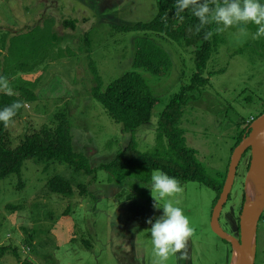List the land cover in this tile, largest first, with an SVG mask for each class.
<instances>
[{"label": "rangeland", "instance_id": "rangeland-1", "mask_svg": "<svg viewBox=\"0 0 264 264\" xmlns=\"http://www.w3.org/2000/svg\"><path fill=\"white\" fill-rule=\"evenodd\" d=\"M155 13L154 0H0V36L25 32L52 17L55 30L65 36L60 47L73 51L72 56L50 61L43 73L38 68L19 74L23 80L42 75L37 88L60 80L64 98L26 102L21 116L8 127L12 145L26 133L52 122L56 112L66 109L74 149L89 158L91 167L112 160L130 135L89 93L96 83L94 65L105 84L129 70L145 77L159 102L151 120L137 129L135 138L141 151L151 150L166 102L195 70L193 55L172 40L160 39L158 43L172 58L169 75L157 76L143 68L135 69L133 41L143 33H113L111 28L112 24L149 20ZM70 17L79 20L74 30L63 25V20ZM247 29L249 36L243 43L234 38L236 28L221 33L218 50L205 70L213 71L211 83L201 96L188 101L180 124L186 142L215 178L228 167L240 115L253 118L264 107V40L253 39L256 30ZM86 32L92 43L89 53L80 47ZM54 51L50 56L59 53L58 48ZM32 160H26L22 167L24 187L17 188L15 174L0 179V264H18L26 256L35 264H152L151 225L147 221L151 218L154 223L163 214V208H154V201L140 196L128 197L129 192H138L129 184H118L104 169L88 174L75 171L66 163L47 165ZM246 162L248 155L242 156L237 170H242ZM54 174L71 180L72 195L65 197L48 188L47 180ZM247 175L248 171L241 178L235 177L219 217L222 228L234 235L238 232H234L229 218L234 225L244 222L240 207ZM80 183L87 184V191H80ZM182 187V193L171 199L180 201L195 234L189 240L190 258L180 260L178 254L166 264H230L234 258L231 244L211 227L216 192L197 182H187ZM14 247L18 255L13 253ZM256 264H264V218L258 223Z\"/></svg>", "mask_w": 264, "mask_h": 264}, {"label": "trees", "instance_id": "trees-1", "mask_svg": "<svg viewBox=\"0 0 264 264\" xmlns=\"http://www.w3.org/2000/svg\"><path fill=\"white\" fill-rule=\"evenodd\" d=\"M154 1L156 13L151 19L131 24H112L111 28L113 33L131 31L143 33L133 41L132 64L135 69L143 68L157 76L169 75L172 58L168 51L158 43L160 39L172 40L187 51L189 50V53L193 55L195 70L189 77V81L183 83L166 102L157 122L152 149L141 151L135 138V132L142 124L151 120L154 106L159 102V98L154 94L145 77L136 70H129L105 84L97 67L92 65L96 83L91 87L89 93L102 104L111 118L122 125V131L130 135L126 145L109 162L98 163L97 166L91 167L89 158L78 149H74L71 121L66 109L56 112L53 115L54 120L43 124L39 130L26 133L16 145H12L8 127L5 128L4 124L0 122V179L15 174L19 181L17 188L24 187L22 167L28 159H33L34 163L47 165L50 162L66 163L75 171H84L88 174L101 168L109 172L118 184H129L138 192V194L129 192L128 197L140 196L153 203L151 189L147 185L151 183L152 172L161 170L178 178L182 186L187 182H197L213 189L216 192L213 200L214 206L223 188L228 167L217 178L211 176L198 159L197 151L186 142L180 124L188 101H193L196 97L201 96V93L211 83L210 76L213 71L205 73V70L212 55L218 50L221 33L214 34L211 40H205V32L216 27L215 24L208 25L197 33L195 28L199 20L192 15L190 10L181 13L183 16V20H181L175 15L176 0ZM261 2L264 3L263 0ZM78 22V18L70 17L63 20V25L74 30ZM54 25V18L48 17L25 32L0 36V75L8 78L14 92V95L9 96L0 91V109L17 100L26 103L39 98L54 97V100L64 98L62 93L64 86L60 80H56L53 85L42 84L40 88H37V83L42 75L33 80H23L19 75L32 73L38 68L43 73L50 61L73 55L70 48L60 47L65 36L59 34ZM246 27L257 30V26L254 24H248ZM152 33H155V38L150 35ZM261 38L264 40V37ZM163 44L166 46V43ZM80 47L88 53L91 52L92 43L88 32L84 34ZM55 48H58L59 53L50 56ZM70 95L71 98L74 97V95ZM23 109L24 107L17 112L13 121L21 116ZM263 112L264 107L253 118ZM253 118L247 119L240 115L239 121H237L238 131L234 135V142L230 149V158L233 149L244 134L248 133ZM246 155L249 156L248 162L243 164V169L237 170L236 173V176L240 175V178L249 169L250 149L243 154V157ZM47 185L52 192L65 197L74 193L71 180L60 174L49 177ZM79 188L81 192H85L87 184L80 183ZM241 209L242 205L240 211ZM263 218L264 214L260 219ZM84 242L89 245L88 240H84ZM4 248H1V251ZM12 251L15 255L19 254L15 247ZM230 259L231 257H228V260ZM18 264H35V261L30 256H26L18 261Z\"/></svg>", "mask_w": 264, "mask_h": 264}, {"label": "clouds", "instance_id": "clouds-1", "mask_svg": "<svg viewBox=\"0 0 264 264\" xmlns=\"http://www.w3.org/2000/svg\"><path fill=\"white\" fill-rule=\"evenodd\" d=\"M175 8V15L181 20V13L185 10H190L198 18L199 23L195 28L197 33L208 25H216L205 32V40H211L214 34L236 28L234 38L237 43H243L249 36L246 27L248 24L257 26L253 39L264 37V3L261 0H176ZM0 91L9 96L14 95L8 78L4 75H0ZM22 107H26L25 102L17 100L0 109V122L5 128L10 126ZM147 186L151 189L153 207L163 208V214L154 223L151 218L147 221L151 225L152 264H166L170 257L178 254L180 260H188L189 240L195 234V228L179 206L180 201L171 199L182 193L181 181L166 172L155 170L151 175V183Z\"/></svg>", "mask_w": 264, "mask_h": 264}, {"label": "water", "instance_id": "water-1", "mask_svg": "<svg viewBox=\"0 0 264 264\" xmlns=\"http://www.w3.org/2000/svg\"><path fill=\"white\" fill-rule=\"evenodd\" d=\"M238 145L233 149L222 191L213 207L211 227L221 239L228 241L235 255L230 264H256L258 223L264 212V112L254 118ZM251 149L248 183L242 207L244 222L232 224L238 235L220 225L219 217L234 184L243 154Z\"/></svg>", "mask_w": 264, "mask_h": 264}, {"label": "bare ground", "instance_id": "bare-ground-1", "mask_svg": "<svg viewBox=\"0 0 264 264\" xmlns=\"http://www.w3.org/2000/svg\"><path fill=\"white\" fill-rule=\"evenodd\" d=\"M261 114V113H260ZM254 119V118H253ZM252 119V120H253ZM251 150V149H250ZM249 157V156H248ZM222 191V190H221ZM244 200H245V194H244V199H243V204H244ZM243 204H242V207H243ZM215 205V204H214ZM241 205V204H240ZM241 211H242V209H241ZM241 215V214H240ZM238 225H240V223H238ZM212 230H213V228H212ZM214 231V230H213ZM258 236V235H257ZM258 238V237H257ZM258 241V240H257ZM235 256V255H234ZM231 259H232V256H231ZM231 262V261H230Z\"/></svg>", "mask_w": 264, "mask_h": 264}, {"label": "flooded vegetation", "instance_id": "flooded-vegetation-1", "mask_svg": "<svg viewBox=\"0 0 264 264\" xmlns=\"http://www.w3.org/2000/svg\"><path fill=\"white\" fill-rule=\"evenodd\" d=\"M243 199H244V195H243ZM243 199H242V201H243ZM239 222V221H238ZM229 223L232 225V224H234L232 221H231V219L229 218ZM236 225H238V223L236 224ZM233 228V227H232ZM237 231V230H236ZM234 232H235V230H234ZM238 232V231H237Z\"/></svg>", "mask_w": 264, "mask_h": 264}]
</instances>
